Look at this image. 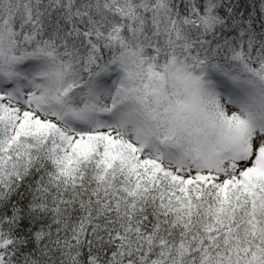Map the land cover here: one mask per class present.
I'll list each match as a JSON object with an SVG mask.
<instances>
[{
    "label": "snow or ice",
    "instance_id": "6c2138e0",
    "mask_svg": "<svg viewBox=\"0 0 264 264\" xmlns=\"http://www.w3.org/2000/svg\"><path fill=\"white\" fill-rule=\"evenodd\" d=\"M0 264H264V0H0Z\"/></svg>",
    "mask_w": 264,
    "mask_h": 264
}]
</instances>
